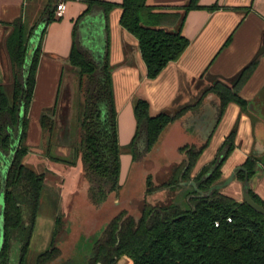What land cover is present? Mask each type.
I'll use <instances>...</instances> for the list:
<instances>
[{
    "label": "trees",
    "instance_id": "trees-1",
    "mask_svg": "<svg viewBox=\"0 0 264 264\" xmlns=\"http://www.w3.org/2000/svg\"><path fill=\"white\" fill-rule=\"evenodd\" d=\"M59 1L46 0L40 19L34 24L23 18L15 20L6 40L13 92L10 95L0 84V149L13 155L4 186L0 264H28L42 198L50 190L49 176L59 175L40 171L25 161L31 150L27 144L29 111L42 53L40 42L26 71L29 41L40 22L48 24L59 18L56 14ZM84 1L88 7L75 21L68 57L69 70L77 75L73 102H78V138L71 145L70 137L68 157L53 152L54 136L62 125L58 104L45 109L40 118L45 154L67 173L75 170L77 178L74 186L66 183V194L58 195L66 205L60 208V201L56 200L58 214L49 245L38 253L34 264H118L123 257L131 259L132 264H264V214L219 187L224 182L223 165L235 150L239 122L215 158L197 174L194 170L210 145L211 136L200 146L193 143L180 146L179 160L170 159L162 147L165 131L201 107L209 96H214L218 104L213 129L230 103H237L243 112L250 114L252 103L243 98L241 91L258 67L264 49L232 79L214 81L195 103L175 111L152 115L148 98H136L137 129L131 142L121 145L109 47L99 59L82 49L77 40L81 18L94 7L103 8L107 17L120 7V23L138 39L147 77L154 79L188 48L190 40L183 33L188 13L195 9L216 10L220 6L218 3L204 6L199 0H187L168 9L151 5L149 0ZM231 41L232 36L222 49ZM123 153H131L133 163L127 180L121 183ZM148 160L166 168V177L159 180L153 172L139 168ZM262 165L264 157L253 153L237 167L234 179L245 186L247 178L250 181L257 175ZM81 184L85 192L82 189L75 200L68 199L70 194L77 196L75 192ZM249 193L264 207V199L251 186ZM134 202L140 208L132 211ZM68 205H72V212L67 220ZM26 212L28 223L24 222ZM64 233H68L65 239ZM13 251L17 252L15 257Z\"/></svg>",
    "mask_w": 264,
    "mask_h": 264
},
{
    "label": "crops",
    "instance_id": "crops-1",
    "mask_svg": "<svg viewBox=\"0 0 264 264\" xmlns=\"http://www.w3.org/2000/svg\"><path fill=\"white\" fill-rule=\"evenodd\" d=\"M106 1L122 2V0ZM186 1L149 0V3L168 9L171 8L168 6L183 4ZM60 3L66 6L63 15L48 24L40 22L36 29L41 33L39 43H42V53L34 99L29 111L30 126L27 144L31 150L25 161L39 170L42 168L58 170L56 167L59 164H54L46 158L40 118L45 109L66 101V97L62 100L60 95L63 88L69 86L67 82L65 83L67 72L71 71L72 76L74 74V71L69 70L68 64L74 40V25L88 7L84 0H60ZM199 3L204 6L218 3L220 7L216 10L195 9L188 13L183 27V33L190 40L188 48L177 61L169 63L154 79L147 77V67L142 58L138 39L120 23L122 15L120 7L113 9L108 17L103 8L94 7L81 18L78 24L77 40L82 49L95 59H99L104 56L109 47V59L113 66L115 104L118 111V136L121 145L130 143L137 129L135 114L131 112V102L135 98L139 96L148 98L152 115L162 111H175L182 106L194 103L214 81L232 79L264 49V0H199ZM45 4L46 0H0V64L2 68L0 84L4 86L7 83L13 84L11 60L6 47L7 36L11 31L10 24L19 18H23L30 25L34 24L40 19ZM230 36H232L231 43L222 49ZM33 37H35L34 34L31 38ZM4 60L6 66L3 63ZM75 89L76 86L73 85L71 89L73 94ZM241 95L252 103L251 113L243 112L237 103H230L215 129L213 128L218 104L214 96H209L201 107L183 118L189 119L190 130L195 132L190 137L194 141L193 144H197L196 141L202 137L207 139L211 136L210 145L201 155L194 174L199 173L215 158L227 136L239 122L235 150L223 165L222 181L224 182L219 185L224 193L238 200L241 193L243 198L244 185L234 179L235 170L253 153L264 157V56L244 85ZM125 106H127L125 112L121 111ZM174 124L168 129H172ZM199 133L204 135L199 138L197 136ZM12 155V152L6 153L0 149V219L3 214L1 203L4 199L5 180ZM126 159L129 158L121 155V183H124L122 169ZM249 186L264 199L263 170L250 180ZM45 221V219L41 221L38 216L31 244L36 232L39 231L38 226L42 228L45 224L50 225ZM39 233L40 242H43L41 232Z\"/></svg>",
    "mask_w": 264,
    "mask_h": 264
},
{
    "label": "rangeland",
    "instance_id": "rangeland-1",
    "mask_svg": "<svg viewBox=\"0 0 264 264\" xmlns=\"http://www.w3.org/2000/svg\"><path fill=\"white\" fill-rule=\"evenodd\" d=\"M30 7V6H29ZM4 65L5 64V60L3 61ZM72 72L69 71L67 72V75L65 76V83L67 82L69 84V86L64 87L63 91L60 95V99L62 97V100L64 99L63 97H66V101L65 102H59L58 104V113L60 116H62L61 122L59 123V129L56 132V135L54 136V142H55V148L53 150V152L58 153V154H65L69 151L70 146V137H71V145L76 143V139L78 138L77 135V130H78V110H77V104L78 102L74 103L71 102L72 97L74 98V94L71 92V89L73 87V85L76 86V81H77V75L71 74ZM75 81V82H74ZM72 85V86H71ZM6 91L11 95L13 92V85L12 83H7L5 85ZM140 97V96H139ZM138 98V97H137ZM135 100L136 98L131 102V112L132 114L134 113V105H135ZM193 100V98L191 99V101ZM127 106H125L124 108L121 109V111H124L127 109ZM61 128V129H60ZM172 129H168L164 136H163V142H164V150L166 155L170 158V159H174V160H179L181 158V155L179 153V147L182 145H185L186 143H192L194 142L192 139H190V137L192 136V134H195V132L193 130H190V124H189V119H182L179 120L177 122H175L174 126L171 127ZM204 134H197V136H199V138H201V136ZM66 136H68L66 138ZM67 139V140H66ZM205 138L202 137L201 139L197 140L196 143L198 146L202 145L204 143ZM63 141V142H62ZM67 142V144H66ZM61 149V150H60ZM62 150H66V152H62ZM126 158L128 157L129 159H126L124 164H123V169H122V181L125 182L127 180V176L129 175V172L131 170V165L133 163L132 161V156L131 153H123L122 156H125ZM65 164V163H63ZM144 169L145 171H151L153 172L155 175L158 176V179L161 180L163 179L165 176V170H167L164 167H161V164L159 162H157L156 164L154 162L151 161H146L145 163H143L142 165L139 166V168ZM44 168L40 169L43 170ZM64 169V167H63ZM61 175H50L49 176V180H48V188L50 189L47 193V195H45L42 198V203H41V210L39 213V217L42 221V219H45L46 223L45 226L43 225V227L41 228V226H38V230L36 232L35 237H33V242L31 244V248L30 251L28 253V264H34L35 263V258L38 255V253H40L41 251H43L46 247H48L49 245V240L50 237L52 235V231L55 225V218L57 215V207H56V200L59 199V207L61 208L62 206L66 205V201H64L63 199H61V197H59V194H66L68 189L66 188L67 185L66 183H68L69 185H71L73 183V186L76 182V175L77 172L74 170L72 172H61ZM67 189V191H65ZM82 189H83V193L85 192V186H83V184H81L79 186V189L75 192V194H77V196L74 197V194H70L68 199H72L75 200L78 196H80L82 194ZM240 198V200H243L242 198V193L238 196ZM80 198V197H79ZM79 198L77 200H79ZM158 199L161 198V196H157ZM56 199V200H55ZM137 201V200H136ZM138 203V201H137ZM136 202H134L131 206H132V211L137 210L138 208H140V204H137ZM66 208V212L68 213V217L67 220L70 215V213L72 212V205H68L65 206ZM68 209V210H67ZM29 221V213H25L24 215V222L28 223ZM40 224H42V222H40ZM46 229V230H41V229ZM41 232V236H42V241L40 242V233ZM68 237V233H64L63 238H67ZM4 240V237L3 239ZM39 241V242H38ZM3 245V243H2ZM2 248V246H1ZM13 256L15 257L17 255L16 251H13ZM13 257V258H14ZM118 264H132L131 259H129L128 257H123L120 262Z\"/></svg>",
    "mask_w": 264,
    "mask_h": 264
},
{
    "label": "water",
    "instance_id": "water-1",
    "mask_svg": "<svg viewBox=\"0 0 264 264\" xmlns=\"http://www.w3.org/2000/svg\"><path fill=\"white\" fill-rule=\"evenodd\" d=\"M37 35H39V36H37ZM34 36L35 37L30 39V44L28 47L27 59H26V64H25V70L26 71L29 69V66L31 64V60H32V57L35 53V50L39 46L41 33L36 30L34 32ZM0 74H2L1 64H0ZM219 187L222 188L221 186H219ZM243 200L245 202H247L250 206H252L254 209H256L258 212L264 214V207L261 204H259L258 202H256L249 193V179L248 178H247V183L245 184V186L243 188ZM1 206H2L1 211L3 214L1 215V219H0V249H1V246H3L2 243H4V240H2L4 237V207H5L4 199L1 203Z\"/></svg>",
    "mask_w": 264,
    "mask_h": 264
},
{
    "label": "flooded vegetation",
    "instance_id": "flooded-vegetation-1",
    "mask_svg": "<svg viewBox=\"0 0 264 264\" xmlns=\"http://www.w3.org/2000/svg\"><path fill=\"white\" fill-rule=\"evenodd\" d=\"M197 101V100H196ZM195 101V102H196ZM194 102V103H195ZM193 104V103H192ZM66 149H69V151L67 152V153H63V154H58V153H56L55 152V154H57V155H60V156H63V157H68L70 154H71V147H69V148H66ZM46 155V154H45ZM46 158L47 159H49L48 157H47V155H46ZM248 159V158H247ZM263 167H264V165H262ZM56 168H58V170H54V171H52V170H49V171H51V172H53V173H58L59 175H61L60 173L61 172H63V173H65V172H67V171H64L63 170V168L59 165L58 167H56ZM263 170V172H264V168L262 169ZM43 171H46V170H43ZM250 182V181H249ZM62 195V194H61ZM63 196V195H62ZM56 200V199H55ZM55 204H56V207L58 208V203L57 202H55ZM57 212H58V209H57ZM58 214V213H57ZM57 216V215H56Z\"/></svg>",
    "mask_w": 264,
    "mask_h": 264
},
{
    "label": "built area",
    "instance_id": "built-area-1",
    "mask_svg": "<svg viewBox=\"0 0 264 264\" xmlns=\"http://www.w3.org/2000/svg\"><path fill=\"white\" fill-rule=\"evenodd\" d=\"M65 8H66V6H65L64 3H60V4L58 5V7H57V12H56V14H57L58 17H60V16L63 15V12H64Z\"/></svg>",
    "mask_w": 264,
    "mask_h": 264
}]
</instances>
